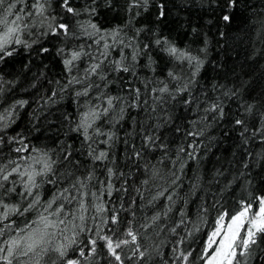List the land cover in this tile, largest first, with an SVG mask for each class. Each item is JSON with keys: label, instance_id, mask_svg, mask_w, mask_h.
<instances>
[{"label": "snow or ice", "instance_id": "snow-or-ice-1", "mask_svg": "<svg viewBox=\"0 0 264 264\" xmlns=\"http://www.w3.org/2000/svg\"><path fill=\"white\" fill-rule=\"evenodd\" d=\"M264 0H0V264H264Z\"/></svg>", "mask_w": 264, "mask_h": 264}, {"label": "trees", "instance_id": "trees-1", "mask_svg": "<svg viewBox=\"0 0 264 264\" xmlns=\"http://www.w3.org/2000/svg\"><path fill=\"white\" fill-rule=\"evenodd\" d=\"M262 63H264V61H262Z\"/></svg>", "mask_w": 264, "mask_h": 264}]
</instances>
